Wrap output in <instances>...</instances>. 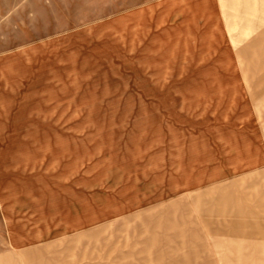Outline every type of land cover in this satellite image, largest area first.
Wrapping results in <instances>:
<instances>
[{"label":"rangeland","instance_id":"obj_1","mask_svg":"<svg viewBox=\"0 0 264 264\" xmlns=\"http://www.w3.org/2000/svg\"><path fill=\"white\" fill-rule=\"evenodd\" d=\"M224 2L0 0L4 213L60 221L44 264H264V0Z\"/></svg>","mask_w":264,"mask_h":264},{"label":"crops","instance_id":"obj_2","mask_svg":"<svg viewBox=\"0 0 264 264\" xmlns=\"http://www.w3.org/2000/svg\"><path fill=\"white\" fill-rule=\"evenodd\" d=\"M222 1L223 3H225V0ZM200 3H203V1H200ZM223 10L227 20L229 21L230 17L233 16V10L226 8L225 5L223 6ZM253 47H257L259 48V50L261 49L259 42H256L255 40H253L252 42V48ZM11 55L12 56L10 57H15V62L18 63V52L14 51L13 53H11ZM6 58L7 57L0 58V63L8 61L9 58ZM242 58L247 59V57ZM38 73H40V70ZM262 99L264 100V97ZM5 191V186L3 184H0V219H2V231H0V264H21L20 258H25V264H44V259L48 255H51V253H58L59 250L50 246H39L43 243V240H46L48 242L49 238L54 237V234H61L60 229H57L58 227H56L58 223H60V221L55 220L52 224V228H50L49 231H43L41 233L38 232L36 233V235L34 234L35 232L29 229L27 223H19V230L22 231V233H18L16 228V217L14 218L9 214L4 213L6 212L5 209H15L17 204L14 200H10L9 196H7L6 199L4 195ZM202 215L204 219L206 213ZM4 223L7 226V232H3ZM21 227L23 228L21 229Z\"/></svg>","mask_w":264,"mask_h":264}]
</instances>
